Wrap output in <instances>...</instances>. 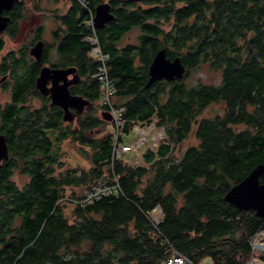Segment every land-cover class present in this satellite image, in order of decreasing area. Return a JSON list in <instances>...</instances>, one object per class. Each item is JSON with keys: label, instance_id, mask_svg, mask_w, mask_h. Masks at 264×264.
<instances>
[{"label": "trees", "instance_id": "obj_1", "mask_svg": "<svg viewBox=\"0 0 264 264\" xmlns=\"http://www.w3.org/2000/svg\"><path fill=\"white\" fill-rule=\"evenodd\" d=\"M99 1L72 0L58 17L54 44L44 42L41 58L46 62L54 46V63L64 56L76 66L85 84L79 91L90 101L98 85L84 39L91 32L86 21ZM108 1L114 18L95 32L109 56L115 97H124L116 103L129 123H146L155 115L165 137L154 151L145 149L146 165L111 162L104 121L92 107L84 119L77 117L75 128H59L44 105L32 110L25 101L39 95L34 82L41 64L26 60L25 46L19 53L6 52L0 72L9 71L10 100L0 105V128H6L11 146L7 178L16 166L30 178L22 189L8 178L7 204L0 203V264H164L172 250L193 264L203 258L208 264H245L249 239L264 229V217L235 207L224 193L255 164H264V0H140L145 7L134 0ZM23 13L24 2L17 0L8 12V37L16 35ZM134 27L140 30L137 41L119 45ZM42 32L43 25H37L30 43L42 39ZM4 44L0 36V51ZM161 46L167 56H181L186 72L181 79L144 87L148 65ZM202 63L220 70L218 84L184 82ZM213 102H222L215 113L208 107ZM22 122L26 128L20 131ZM191 133L197 143L174 156ZM28 138L38 139V150ZM67 138L77 144L87 166L65 165L59 147ZM113 178L120 192L83 207L57 202L66 187L82 189ZM156 204L162 215L155 228L145 212ZM15 212L20 222L5 239Z\"/></svg>", "mask_w": 264, "mask_h": 264}, {"label": "water", "instance_id": "obj_2", "mask_svg": "<svg viewBox=\"0 0 264 264\" xmlns=\"http://www.w3.org/2000/svg\"><path fill=\"white\" fill-rule=\"evenodd\" d=\"M16 1L0 0V34L11 21L10 15L5 12L11 10ZM113 18L114 15L108 1L95 4L93 24L96 29L103 27ZM43 48L44 41L38 39L29 48V54L39 61L42 58ZM185 72L186 68L181 56L169 57L166 48L161 46L154 52L148 65V76L144 87L150 86L157 80L181 79ZM69 74L71 77L67 78ZM79 80L80 75L74 65L66 67L43 65L39 68L35 78V87L43 95L50 94V103L59 105L63 109L62 119L71 121L74 112L69 110V106H72L77 112H81L85 106L91 104L88 98L70 93L68 84L76 83ZM100 115L102 119H110L109 113L105 110H101ZM7 157L8 145L5 135L0 134V162ZM224 200L239 209H253L256 215L264 217V164L261 162L255 164L239 181L233 183L224 193Z\"/></svg>", "mask_w": 264, "mask_h": 264}, {"label": "built area", "instance_id": "obj_3", "mask_svg": "<svg viewBox=\"0 0 264 264\" xmlns=\"http://www.w3.org/2000/svg\"><path fill=\"white\" fill-rule=\"evenodd\" d=\"M81 3L84 0H78ZM86 24L90 27L91 32L85 36V40L89 43L88 55L95 62V69L92 73L99 85L98 102L102 108L110 115L109 120L104 119L103 130L109 137L111 143V162L115 159H121L123 156H128L130 165L137 164L140 150L149 147V140L153 144L161 143L165 137V131L163 125L158 124L157 117L153 115L149 121H147L141 131H139L138 122H128L124 115V108L121 105H117L114 101L116 87L113 78L108 72V54L101 49L99 39L95 32L93 25V16L86 21ZM159 127L158 128H156ZM127 127V128H126ZM153 128V129H152ZM152 131L150 132V130ZM131 132L137 134L135 138H131ZM162 134V135H159ZM161 138V139H158ZM134 145L135 150L132 148ZM133 150L132 153L130 151ZM133 155V156H132ZM120 184L116 178H113L111 182L97 181L91 185L85 187L82 192L77 196H64L58 199V201H68L83 207L84 205L99 199L101 196L110 193L120 192ZM146 217L151 224L156 228L157 223L161 220L162 209L159 204L153 206L150 210L145 212ZM261 234L260 236H258ZM260 237V238H259ZM250 253L245 260V264H258L263 262L264 264V249H259L255 244L264 246V229L256 231L249 239ZM164 264H193L191 260L183 253L172 250L168 255ZM201 264H208V258H203Z\"/></svg>", "mask_w": 264, "mask_h": 264}, {"label": "rangeland", "instance_id": "obj_4", "mask_svg": "<svg viewBox=\"0 0 264 264\" xmlns=\"http://www.w3.org/2000/svg\"><path fill=\"white\" fill-rule=\"evenodd\" d=\"M22 1L24 2V13L22 19L19 21V28L16 35L10 38L5 33L1 34V37L3 38L5 44L3 49L0 51V59L8 51L18 49V53H19L22 51L21 48L22 46L25 45L26 48L31 47L30 42L32 41L33 33L35 32L36 26L39 24L43 25L42 40L44 42H47L48 44L53 45L54 44L53 32H55L56 29L58 28V25H60L58 17L60 14L65 13L68 7L72 4V0H22ZM101 1H106V0H101ZM135 2L139 4L141 3L140 0H136ZM141 6L145 7L143 3H141ZM161 25L165 27L168 26L167 24H165V22H162ZM139 32L140 30L138 27H134L130 29L118 41V44L125 45L127 43H135L138 39ZM30 57L32 56L29 53L25 54V58L27 61L30 60ZM56 57H57V52L54 46H52L49 49V55L46 60V63L49 62L54 63ZM58 59H60V57ZM2 77L3 75L0 72V105H3L6 101L10 100L9 76L8 75L4 76L5 78L3 77V79ZM220 80H221L220 70L210 68L208 66V63H202L200 67L191 70L189 74L184 77V82L188 85H193L198 81L211 83V84H218ZM123 98L124 97H120V98L115 97V101L122 100ZM25 101H27L26 103L31 105V107H34L41 105L45 101V99L39 97V101H38V98L36 96H31L28 100L26 98ZM221 106H222V102H213L208 107L211 109L213 113H215L220 110ZM69 126L72 127V124H69ZM156 128L159 129V127L157 126ZM152 129L150 130V132L152 131ZM159 135L162 134L159 133ZM60 142L61 143L59 147V152H61V155L59 156H61V159L64 160V163L67 167H71L73 165L74 166L77 165L79 167L87 166L88 162L84 158V155L77 150L76 143L70 141L69 138L62 139ZM196 143H197V139L194 133H191L188 135V137L185 140H183L180 143V145L177 148L173 150L172 154L174 156H179L182 153V151L186 148V146ZM159 144L160 142L157 143V145H155L153 144L152 141H149V147H146V149H150L154 151ZM144 151L145 149L140 150L139 158L141 157V160L135 165H146L142 159V154ZM128 157H130V155L128 156L125 155L121 159L123 161H128ZM11 178L19 187H21L27 181V177L21 174L18 170L13 171ZM72 189L73 191L74 190L79 191V187L77 186L66 187L65 193L68 194L69 192L72 191ZM65 209L68 208L66 207ZM260 235L261 234H259L258 236Z\"/></svg>", "mask_w": 264, "mask_h": 264}, {"label": "flooded vegetation", "instance_id": "obj_5", "mask_svg": "<svg viewBox=\"0 0 264 264\" xmlns=\"http://www.w3.org/2000/svg\"><path fill=\"white\" fill-rule=\"evenodd\" d=\"M106 1H108V0H106ZM135 1V0H134ZM99 2H102V1H99ZM109 2V1H108ZM98 3V2H97ZM96 3V4H97ZM110 3V2H109ZM111 4V3H110ZM110 10H111V5H110ZM11 11V10H10ZM9 12V11H8ZM8 12H5V13H8ZM38 40V38L36 39H34L33 40V42L31 43V46L36 42ZM25 46V45H24ZM24 46H22L21 48L22 49H25V47ZM30 48V47H29ZM29 48L27 47V49H28V51H29ZM18 50V49H17ZM16 50V51H17ZM61 59H63V61L61 60V61H59V63H58V65H56L55 63H51V62H49V63H46V62H42V60H39V61H37V63H40L41 65H40V67L41 66H43V65H50V66H61V67H66V66H69V65H74L72 62H69V60H68V62L67 61H65L64 59H66L64 56L63 57H61ZM90 60L92 61V59L90 58ZM39 67V68H40ZM21 70V68H16L15 69V71L16 72H18V71H20ZM2 75H4V76H7L8 74H9V71H4L3 73H1ZM37 74H38V72H37ZM37 74H36V76H37ZM71 77V75L69 74L68 75V77L67 78H70ZM83 78H82V76L80 77V80L78 81V82H76V83H70V84H68V89L70 90V93H72V94H75V95H81V93H80V91H79V89H80V87L82 88H84L85 89V84L83 83ZM50 84V83H49ZM84 84V85H83ZM34 88H35V90L37 91V92H39V95H37L36 97L38 98V101H39V97H41V98H43V99H45V101L41 104L42 106L44 105L45 107H44V109L45 110H48V111H50V117H53V118H56V119H58L59 120V123H58V127L59 128H61V129H64V126L65 125H69V124H72V126L75 128V126H76V123H77V117L79 116L80 117V119H84L85 117H86V115H87V106H85L84 108H83V110L81 111V112H77L72 106H69L68 108H69V110L70 111H73L74 112V114H73V119L71 120V121H64L63 119H62V114H63V109L59 106V105H56V104H51L50 103V94H47V95H43V94H41L40 93V91L35 87V82H34ZM92 93H94V99H93V101L91 100V107H92V112H93V114H97L98 115V111L100 110V104L97 102V97H98V94H99V87L98 86H96V88L92 91ZM82 96V95H81ZM39 104H40V102H39ZM41 105H38V106H34V107H32V110H38V108L41 106ZM1 106H3V105H1ZM101 108H102V106H101ZM61 111V116L59 117L58 115H57V112L58 111ZM20 115L22 116L23 115V113L21 112L20 113ZM64 124V125H63ZM26 128V124L24 123V122H22V124H21V129H20V131H22V130H24ZM86 131V130H85ZM0 134H4L5 135V140H6V143H7V145H8V157L6 158V159H2L1 160V162H0V170L1 169H4V172H5V180H4V177H2V180L0 181V203L1 204H7V196H8V191H7V181H8V178H9V180L10 181H12L15 185H16V187H18V189H22V188H24L26 185H27V183L29 182V178H30V175H29V173H28V171H21L20 169H21V167L22 166H16L15 168L13 167L12 169H11V173H10V176L7 178V161H9V159H10V157H11V146L9 145V143H8V140H7V131H6V128H0ZM27 141L28 142H30V144L34 147V151H36V150H38V139H36V138H28L27 139ZM12 161V160H11ZM20 168V169H19ZM14 170H18L21 174H23L24 176H26L27 177V181L21 186V187H19L13 180H12V178H11V176H12V174H13V171ZM7 207H8V205H7ZM20 216H19V213L18 212H15L14 214H13V216H12V219H11V224H9V228L11 229V231L10 232H8V233H5V239H7V237H8V235H12L13 233H14V231L16 230V225L20 222ZM9 228L7 229L6 228V230H8L9 231ZM0 249H1V247H0Z\"/></svg>", "mask_w": 264, "mask_h": 264}, {"label": "clouds", "instance_id": "obj_6", "mask_svg": "<svg viewBox=\"0 0 264 264\" xmlns=\"http://www.w3.org/2000/svg\"><path fill=\"white\" fill-rule=\"evenodd\" d=\"M10 11V10H9ZM8 12V11H7ZM8 14V13H7ZM94 15V11H93V13H92V16ZM9 25V24H8ZM7 25V26H8ZM94 25V24H93ZM7 28V27H6ZM95 28V27H94ZM6 30V29H5ZM5 30L2 32V33H4L5 32ZM95 31H96V28H95ZM1 33V34H2ZM1 34H0V36H1ZM42 40V39H41ZM85 40V39H84ZM89 48V47H88ZM88 50V49H87ZM28 53H29V51H28ZM88 54V53H87ZM89 56V55H88ZM90 57V56H89ZM33 58V57H32ZM34 59V58H33ZM92 59V58H91ZM92 61H94L93 59H92ZM94 71V70H93ZM93 73V72H92ZM92 73H91V76H92ZM94 78V77H93ZM95 79V78H94ZM96 80V79H95ZM96 82H97V80H96ZM97 85H98V82H97ZM98 87H99V85H98ZM98 96H99V94H98ZM114 101H115V96H114ZM97 102H98V97H97ZM116 102V101H115ZM99 103V102H98ZM89 106H91V104L90 105H88L87 106V109H88V107ZM101 110H104L103 108H101V105H100V110L98 111V116H100L101 117V115H100V111ZM102 119V118H101ZM103 121H104V119H102ZM103 129V128H102ZM104 131V130H103ZM105 132V131H104ZM106 133V132H105ZM142 158H143V156H142ZM84 188H82L81 190H80V192H78V191H76L78 194H74V195H72V194H66V195H63L62 197H64V196H77V195H79L81 192H82V190H83ZM61 198V197H60ZM59 198V199H60ZM57 202H62V201H58L57 200ZM63 202H69V201H63ZM69 203H71V202H69Z\"/></svg>", "mask_w": 264, "mask_h": 264}, {"label": "bare ground", "instance_id": "obj_7", "mask_svg": "<svg viewBox=\"0 0 264 264\" xmlns=\"http://www.w3.org/2000/svg\"><path fill=\"white\" fill-rule=\"evenodd\" d=\"M146 125V123H138V127H139V131H141V129H143L144 128V126ZM136 135L137 134H134L133 132H131V138H135L136 137ZM150 141V140H149ZM137 145H134L132 148L135 150V147H136ZM133 152V150H131L130 151V153H132ZM135 155H137V152H136V150H135ZM143 159V158H142ZM69 201V200H68ZM255 245H257L258 247H259V249H264V246H261L260 244H255ZM258 264H263V262H258Z\"/></svg>", "mask_w": 264, "mask_h": 264}, {"label": "crops", "instance_id": "obj_8", "mask_svg": "<svg viewBox=\"0 0 264 264\" xmlns=\"http://www.w3.org/2000/svg\"><path fill=\"white\" fill-rule=\"evenodd\" d=\"M80 190H81V188L79 187V191L78 192H80Z\"/></svg>", "mask_w": 264, "mask_h": 264}]
</instances>
